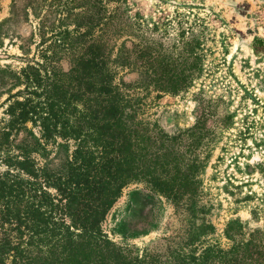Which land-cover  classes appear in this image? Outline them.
Segmentation results:
<instances>
[{"label":"trees","instance_id":"obj_1","mask_svg":"<svg viewBox=\"0 0 264 264\" xmlns=\"http://www.w3.org/2000/svg\"><path fill=\"white\" fill-rule=\"evenodd\" d=\"M41 1L48 0H29L24 8ZM124 1H52L45 17L64 8L74 29L41 23L38 48L50 42L41 60L19 71L0 69V99L9 94L8 120L0 122V264H264V232L244 239L242 224L227 229L228 250L168 255L139 254L104 233L132 184H145L177 210L195 201L196 151L208 134L204 117L177 134L140 120L142 98L133 89L178 95L201 63L190 39L177 57L167 53L130 19ZM21 49L28 55L29 46ZM120 69L137 79L117 82Z\"/></svg>","mask_w":264,"mask_h":264},{"label":"rangeland","instance_id":"obj_2","mask_svg":"<svg viewBox=\"0 0 264 264\" xmlns=\"http://www.w3.org/2000/svg\"><path fill=\"white\" fill-rule=\"evenodd\" d=\"M15 1L0 0V69L19 71L29 62L38 63L39 52L50 44L38 48L41 23L57 32L73 30L74 24L64 8L45 17L55 0L34 3V8H24L29 0H18L15 8ZM55 4L58 10L59 2ZM123 4L130 19L167 53L177 57L183 42L193 40L201 63L192 85L178 95L133 89L142 98L140 120L177 134L204 117L208 134L196 151L201 164L195 201L186 200L177 210L145 184H132L107 216L104 233L139 254L150 250L168 255L175 249L188 253L192 247L228 250L233 241L227 229L233 224H242L244 239L256 229L264 232V0ZM23 46L30 47L26 56ZM61 65L67 71L70 59ZM121 77L132 83L137 74L120 69L117 82ZM8 96L0 99V122L8 120Z\"/></svg>","mask_w":264,"mask_h":264}]
</instances>
